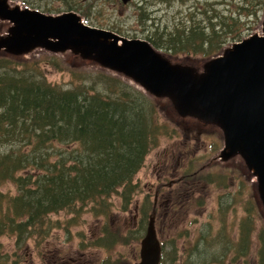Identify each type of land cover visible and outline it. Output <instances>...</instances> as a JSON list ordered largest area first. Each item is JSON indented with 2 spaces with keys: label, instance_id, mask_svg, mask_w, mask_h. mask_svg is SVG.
Instances as JSON below:
<instances>
[{
  "label": "trees",
  "instance_id": "16d2710c",
  "mask_svg": "<svg viewBox=\"0 0 264 264\" xmlns=\"http://www.w3.org/2000/svg\"><path fill=\"white\" fill-rule=\"evenodd\" d=\"M130 4L136 7L137 23L147 30L144 39L154 48L192 58L212 56L239 41L264 8V0H133ZM163 6L168 10L159 13ZM47 59H54L49 63L60 70L55 58ZM38 62L20 64L0 57V238H14V256L20 263L19 252L28 241L36 249L50 246L55 242L48 241L52 231L68 232L85 208L107 222L109 199L117 195L126 211L136 188L133 178L159 138L172 129L165 116L161 122L157 106L116 78L97 72L104 85L120 86L115 96L108 95V88L93 94L78 80L63 88L39 79ZM20 65L22 70L17 71ZM79 73L86 77L87 72ZM185 177L198 180L202 174L187 171L179 181ZM8 184L13 192L2 190ZM140 209L143 216L149 212L146 202ZM62 212L73 218L65 222L66 229L60 221L50 220ZM198 240L192 244L190 259L194 258L189 264H211L210 259L202 261ZM8 258L0 255V264H7Z\"/></svg>",
  "mask_w": 264,
  "mask_h": 264
},
{
  "label": "rangeland",
  "instance_id": "374dc122",
  "mask_svg": "<svg viewBox=\"0 0 264 264\" xmlns=\"http://www.w3.org/2000/svg\"><path fill=\"white\" fill-rule=\"evenodd\" d=\"M17 1L30 9L48 14L75 12L80 16L83 15L84 22L88 25L103 30L113 29V32L116 31V34L126 38L144 39L147 34V30L141 26L144 24L137 23V18L135 19L136 7L130 4L133 0L126 5L119 0ZM156 4L161 5V3ZM190 4L191 1L183 8H188ZM172 6L175 7V4ZM167 10L163 6L159 13ZM263 12L264 8L259 14V20L256 23L250 22L251 27L249 25L245 27L241 39L255 30H259V21ZM171 14L180 16L175 12H171ZM155 16L158 17V11ZM245 22L247 21L245 20ZM172 57L200 59L174 55ZM47 58H55L60 70L49 63L54 59L48 60ZM29 60L39 61V72H41L39 79H43L51 85L67 88L71 86L70 83L78 80L76 83L87 86V88L90 87L93 94L95 92L102 93L108 88V95L115 96L120 86L118 87V84L117 87L104 85L102 79L97 75V72H101V74L116 78L122 83L121 86H129L133 90L141 92L116 75L94 66L88 67L83 64L79 66L78 62L69 63V59H62L57 55L34 53ZM18 63L27 62L19 60ZM29 69L27 67L25 71L28 72ZM16 70L21 71L22 65L16 66ZM80 71L87 72L86 77L81 78ZM80 78L81 80H79ZM133 90L129 92L131 93ZM142 94L156 108L157 103L143 92ZM166 106L168 107L167 104ZM155 112L160 115L161 122L166 120L164 118L166 114L162 108H156ZM172 126L174 124L171 125L172 129L168 131V135L160 137L157 145L148 152L143 166L133 178L136 188L131 204L126 211H122L121 200L117 195H113L109 199L112 207L111 217L107 222L103 220L104 217H93L89 212L90 207L85 208L79 219L68 227V232L62 228L52 231L48 241L54 240L55 242L50 246L45 244L36 249L34 242L28 241L27 246L19 252L22 263L16 260L18 258L16 255L14 256V238H0V255L8 254L7 264H15V262H17L16 264H61L63 261L65 264H101V262L103 264H124L122 258L125 260L129 258L134 262L135 260L132 259L134 256H137L139 261L140 241L145 234L155 193L157 203L161 205L156 210L155 226L157 237L164 244L162 264H170L173 254L176 255L174 264H189L194 257L188 258L186 262H183L182 258L177 259V257L182 252V245L193 244L195 238H198L196 235L199 229L205 235L206 245L202 261L209 260L216 249L221 250L216 247V244L219 237L224 236L225 240L237 246L239 257L242 258V261L238 259L237 264H262L260 258L263 251L264 262V218L256 210L257 204L251 188L253 181L251 180V182L244 176L242 164L239 165L236 160L221 164L217 160V155L223 146L216 131L203 127L181 129ZM187 171L190 173L201 172L202 177L198 180H193V177H185L182 182L176 180ZM207 176L209 179L206 180ZM210 178H214L213 180L217 183H214ZM2 190L14 191L9 184ZM145 202L146 210L149 212L146 211V216H143L140 208ZM162 207L166 210H163ZM70 219H73L72 216L64 212L50 216L51 221H60L65 229V222ZM247 224H249V228L247 226L248 230L245 231L244 226ZM110 232L114 234V238L110 236ZM170 247L174 248V253ZM169 251L171 259L167 261ZM187 253L188 250L184 256ZM72 260L75 261L71 262Z\"/></svg>",
  "mask_w": 264,
  "mask_h": 264
},
{
  "label": "water",
  "instance_id": "95a60500",
  "mask_svg": "<svg viewBox=\"0 0 264 264\" xmlns=\"http://www.w3.org/2000/svg\"><path fill=\"white\" fill-rule=\"evenodd\" d=\"M0 28V57L28 61L47 53L94 66L153 99L176 126L216 131L223 146L217 160L242 164L264 218V12L259 30L206 59L173 58L148 41L90 27L75 12L48 14L19 1L0 0ZM139 257L138 264H159L154 215Z\"/></svg>",
  "mask_w": 264,
  "mask_h": 264
},
{
  "label": "flooded vegetation",
  "instance_id": "af4514ba",
  "mask_svg": "<svg viewBox=\"0 0 264 264\" xmlns=\"http://www.w3.org/2000/svg\"><path fill=\"white\" fill-rule=\"evenodd\" d=\"M155 197H156V201H155L154 208H155V213H156V209L161 207V205L157 203L156 193H155ZM155 225H156V218H155ZM197 235L199 238L198 244H197V250H201V252H203V254H205V251H206V245L204 242L205 235L201 231V229L198 230ZM223 237L224 236H220L219 241L216 244V247L221 248V250L216 249L213 256L209 258L210 259L209 262H211V264H237L238 259H240L242 261V258L239 257L237 246L233 245L231 242L225 240ZM192 247L193 246L190 245L189 243H187L186 245H182V252H181L180 256L177 257V259L182 258L183 259L182 261L186 262V260L188 258H190V251H191ZM171 249H172V252L174 253L175 252L174 248H171ZM187 250H188V253L186 256H184ZM51 253H53V251H51ZM126 259H128V260H125L124 258H122V261H124V264H135L138 262L137 256H134L132 258L133 260H135L134 262L132 260H130L129 258H126ZM169 259H171V252L170 251L168 252V255H167V261ZM74 261L75 260H72L71 262H74ZM175 262L173 261V257H172L170 264H174ZM61 264H65V261H63V263H61Z\"/></svg>",
  "mask_w": 264,
  "mask_h": 264
}]
</instances>
